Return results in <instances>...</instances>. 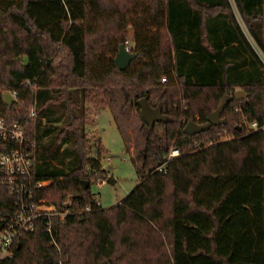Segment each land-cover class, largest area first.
I'll list each match as a JSON object with an SVG mask.
<instances>
[{"label":"trees","instance_id":"1","mask_svg":"<svg viewBox=\"0 0 264 264\" xmlns=\"http://www.w3.org/2000/svg\"><path fill=\"white\" fill-rule=\"evenodd\" d=\"M128 27L137 55L120 70L113 58ZM261 55L264 0H0V89L15 91L19 107L6 116L0 91V117L23 121L34 108L33 175L48 182L39 196L71 211L38 219L10 264H264V139L246 125L264 124ZM113 89L138 114L136 101L154 107L160 91L164 145L154 123L144 166L180 154L139 169L127 196L102 208L89 188L107 176L105 149L86 128L87 103L104 106ZM238 89L249 96L237 100ZM224 97L223 124L183 132ZM12 147L0 138V153ZM12 200L0 186V206Z\"/></svg>","mask_w":264,"mask_h":264},{"label":"rangeland","instance_id":"2","mask_svg":"<svg viewBox=\"0 0 264 264\" xmlns=\"http://www.w3.org/2000/svg\"><path fill=\"white\" fill-rule=\"evenodd\" d=\"M127 30V46L130 50L133 39L132 28L128 27ZM0 91L2 95L6 92L4 88H1ZM113 92L114 99L106 101L104 106H92L87 103L90 109V120L86 128L100 138L101 146L105 149L100 159L107 176L104 180L93 181L89 188L96 202L102 208L116 205L127 196L140 180L139 169L142 171L144 168V171L148 172L151 168L159 166L156 165L158 161L154 159L153 155L149 157L145 166L142 160V154L144 157L147 156L144 146H146L147 137L154 124H144L137 109L133 105L131 107L124 94L119 89H113ZM129 97L131 99L132 94ZM159 97V90H154L150 94V102L154 108L160 106ZM104 98L106 100L105 96ZM18 108L13 103L12 111L6 116L11 117L18 113ZM29 108L30 103L26 105V112L22 116L28 113ZM153 127L157 134L158 144L164 145L163 126L159 122H155ZM227 136L229 134L223 135V137ZM109 178L110 182L107 181ZM114 261L116 264H124L125 259H115Z\"/></svg>","mask_w":264,"mask_h":264},{"label":"built area","instance_id":"3","mask_svg":"<svg viewBox=\"0 0 264 264\" xmlns=\"http://www.w3.org/2000/svg\"><path fill=\"white\" fill-rule=\"evenodd\" d=\"M127 50L129 47L125 44ZM264 62V55H261ZM165 79L162 78L161 82ZM14 97L16 92H10ZM36 118L34 108H31L23 121L13 119L7 123L0 117V138L14 143L7 152L0 153V186L4 187L13 202L0 206V264H10L19 241L36 227L40 218H58L60 221L71 212L68 207H58L48 198L40 197L41 190L48 182L39 181L33 175L34 141L26 134L27 125ZM246 124V122L243 121ZM248 131H258L264 139V124L256 121L246 124ZM177 148H171L167 157L158 169H164L166 164L179 156ZM88 210V208H86ZM46 231L51 235V224L47 221Z\"/></svg>","mask_w":264,"mask_h":264},{"label":"water","instance_id":"4","mask_svg":"<svg viewBox=\"0 0 264 264\" xmlns=\"http://www.w3.org/2000/svg\"><path fill=\"white\" fill-rule=\"evenodd\" d=\"M136 55L137 53L127 50L124 44H120L118 51L113 58V62L120 70H123L129 65L131 60L136 57ZM248 96L249 93H245L242 89H238L234 92V97L237 100L244 99ZM2 97L5 105L9 108L16 102L15 97L9 91L4 92ZM228 101L229 97L222 98L217 108L207 116L206 123L199 124L193 120L188 121L183 128V132L188 135H194L206 131L211 125L223 124L224 120L221 119L220 116ZM136 103L139 106L140 114L145 123L154 124L156 121L166 120L165 115L162 113L161 106L156 108L152 107L146 97L138 99ZM107 181L110 182L111 179L109 178ZM87 186L88 183L85 182L84 187L87 188ZM19 246L20 243L17 244L16 248H19Z\"/></svg>","mask_w":264,"mask_h":264},{"label":"crops","instance_id":"5","mask_svg":"<svg viewBox=\"0 0 264 264\" xmlns=\"http://www.w3.org/2000/svg\"><path fill=\"white\" fill-rule=\"evenodd\" d=\"M130 32V31H129Z\"/></svg>","mask_w":264,"mask_h":264}]
</instances>
